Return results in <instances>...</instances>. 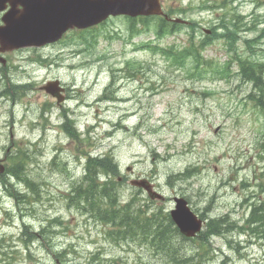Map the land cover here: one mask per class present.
I'll list each match as a JSON object with an SVG mask.
<instances>
[{
	"label": "rangeland",
	"instance_id": "1",
	"mask_svg": "<svg viewBox=\"0 0 264 264\" xmlns=\"http://www.w3.org/2000/svg\"><path fill=\"white\" fill-rule=\"evenodd\" d=\"M238 3L235 0L234 5ZM240 8L249 21L264 16V0H243ZM202 16L194 44L200 42V27L214 22L213 14L188 15L195 20ZM117 25H123L122 20L113 18L89 33L87 38L95 36L90 45L83 44L87 39L81 42L77 32H71L61 42L43 49L24 48L4 55L10 64L19 67L10 80L16 83L25 81V69L36 67L28 59L39 57L47 66L51 64L36 72L34 84L18 99L0 97V159L9 165L6 157L15 154L17 148L29 152L22 156L20 170L28 172L34 189H38L37 195L36 190H27L23 182L11 177V185L21 196L17 199L5 191L8 185L0 183V264H55L43 237L50 238L52 253H58L64 264H163L159 255L143 244L114 243L105 233L108 224L92 216L89 207L88 212H83L68 201L71 186L81 182L83 151L110 153L124 179L119 181L117 192L109 191L116 195L114 200L119 205L131 201L132 212L142 206L149 213L159 208L164 215L173 207L172 197L182 195L196 213L232 221L233 228L226 233L206 235L200 240H185L173 231L176 263L172 264L185 263L203 247L205 254L200 257V264H264V238L240 233L235 226L246 220L250 202L264 198V189L258 190L254 181L259 173L253 175L264 171V162L258 160L264 119L244 99L251 84L240 79L233 66L226 79L212 77L211 73L200 78L191 68L174 64L160 53L135 49L133 43L125 45L115 37L109 39L101 34ZM257 26L263 28L264 22ZM258 34L259 31H243L241 36L251 38ZM138 37L147 39L151 34ZM169 44L181 48L188 41L181 33L166 36L160 42L161 46ZM256 46L264 48V34ZM238 51L250 53L241 42ZM200 52L201 63L211 60L222 64L229 57L220 39ZM128 60L142 63L140 72L132 78L119 76L124 79L119 81L114 95L120 100L98 102L109 78L114 77L113 70L124 69ZM55 78L68 89L67 106H75L71 97L77 89L82 90V100L91 103L82 104L81 115L78 113L75 119L82 141L60 133L56 121L61 108L40 89L47 80ZM49 106H55L49 115L53 127L43 135L38 122L44 121L42 108ZM88 125L89 133L85 131ZM188 165L197 166L199 173L179 180ZM130 178L153 182L165 201L147 202L143 191L127 184ZM261 181L264 184V177ZM114 200L110 202L116 206ZM23 224L28 228L24 229Z\"/></svg>",
	"mask_w": 264,
	"mask_h": 264
},
{
	"label": "trees",
	"instance_id": "2",
	"mask_svg": "<svg viewBox=\"0 0 264 264\" xmlns=\"http://www.w3.org/2000/svg\"><path fill=\"white\" fill-rule=\"evenodd\" d=\"M261 21H264V16ZM258 22V19L254 17L253 20H251L249 23L248 30L259 31V34L255 37H248V39L245 40L246 46L249 49L250 53L244 57L242 56V54L238 53L237 48H235L234 46V42L237 37L236 32H238V30L236 29L238 27V23L236 22L234 15L230 21L227 20L223 23L222 31L216 32L214 37L222 38L224 44L227 43L229 45L228 47H226V50L229 52L231 51L234 54L232 55V57L229 58V60H227L223 64H214L211 60L201 63L199 56L201 54L200 51L202 48L193 46V44L184 46L182 48L170 46V48H161L162 50L160 49V51L156 48L152 50L159 51L163 55L166 51L167 55L165 53V56L167 58H170V61H172V63L178 64L182 67L184 66L186 68H191L192 71L195 74H198L200 77L205 76L208 73L213 74L212 72L215 73L213 75L219 78L228 77L231 70V63L233 61L232 58H235L237 75H239L243 81H246L251 84V91L248 92L249 94L247 93L244 98L246 100H249V102L252 103V107L257 109L264 118V48L256 46V44L259 42L260 38L264 34V27L259 29L257 26ZM181 55L182 57L180 58L179 56ZM188 59L190 60L189 62L187 61ZM137 64L139 65V63ZM259 81H261L262 84H259ZM259 91L262 92L260 93ZM208 93L211 94V92ZM261 139L262 140L259 143L258 160L260 162H264V134L262 135ZM23 155L24 154L22 152L18 151L15 154L9 156V158L7 157V159L10 161V164L6 165L7 167L5 169V173L12 172L13 175H15L14 177L25 181V188L27 190H36L38 195V189H34V187H36L35 184L25 179L22 171L20 170L23 161ZM107 164H109L108 168H106ZM104 167V173L107 174V179L103 182V184L98 187L95 173L98 170L104 169ZM185 171L187 172H185V174L180 178L185 179V177H188L191 174L198 173V169L194 167H189ZM5 173L0 174V183H2L3 185H8L9 181L6 179V176H4ZM117 174L118 170L116 169V165L113 163L109 156H104L102 158H90L89 163L87 165L86 174L81 178V182L75 183L71 186V189L67 195L68 201H70V203H74L83 212H88L89 210H87V207H89L91 211L89 213L101 221L104 220V222L109 223L112 222L115 226L119 225V227L117 226L114 229V233L116 237L120 239L132 236L134 237L136 235L141 234V236L144 237L145 241H148L150 240V238H152V242L157 249H165L164 251H167L168 254H170L171 252H174V254H176V252L174 251L176 248L174 247L175 245L172 241V233L170 232L172 231V221L170 220V216L167 213L165 215H160L157 212L153 213L152 227L147 226L145 224H141L142 226H139L135 222V219L137 221L142 220V217L140 216L142 215L141 212H143L142 209L136 208V210L132 212L131 202L123 205L116 204V201L114 200L116 199V195H112L109 189L115 191L116 180L114 179V177ZM263 177L264 171L261 170L257 178H255V185L258 190L264 189V184L261 181ZM14 197L17 199L21 198L18 193H14ZM132 198L136 199L135 196H132ZM25 199L28 200L29 198L26 197ZM112 200H114L113 202L114 204H116V206L112 205V202H110ZM248 207L250 208L248 218L243 222L242 225H235L239 230L238 232L252 234L253 236L258 238H264V198H255L252 202L248 204ZM84 209L87 211H85ZM125 219L127 221H125ZM230 222L232 221L224 220V217H220L217 219L211 218L209 221L206 222L203 236L210 234H223L228 229L233 228V224ZM118 228H123V230H119ZM173 229L175 230V228ZM202 254L203 251L202 253L198 254L197 261H200V257ZM169 256L171 257L172 262H176V258L172 254ZM197 261L195 262L196 264ZM189 262H192V260H189ZM186 263L187 262L183 264Z\"/></svg>",
	"mask_w": 264,
	"mask_h": 264
},
{
	"label": "water",
	"instance_id": "3",
	"mask_svg": "<svg viewBox=\"0 0 264 264\" xmlns=\"http://www.w3.org/2000/svg\"><path fill=\"white\" fill-rule=\"evenodd\" d=\"M142 1L0 0V10L9 5L8 11L1 17L4 24L0 25V51L27 45L40 46L58 39L68 28L94 25L109 15L142 13ZM0 61L4 59L0 57ZM57 84V81L50 82L45 89L60 100L57 93L61 88ZM3 170L0 164V172ZM131 183L146 189L151 197L158 196L145 180H133ZM177 202V208L171 212V216L183 233L192 235L199 229L200 221L189 212L183 199Z\"/></svg>",
	"mask_w": 264,
	"mask_h": 264
},
{
	"label": "flooded vegetation",
	"instance_id": "4",
	"mask_svg": "<svg viewBox=\"0 0 264 264\" xmlns=\"http://www.w3.org/2000/svg\"><path fill=\"white\" fill-rule=\"evenodd\" d=\"M159 3H160V6H161V11L164 14V17L166 16L165 13H169L171 15H176V14H178V15L180 14L181 15V13H179V11H178V8L175 5H171L172 3H175L174 0H171V1H169V0H160ZM149 17H152V16H149ZM157 17L163 18V16H161V14L157 15ZM145 18H146V16H137V17L132 18V19L130 18V20H128V23H131V27H133L135 23H137L140 26H143V23L146 20ZM153 21H154L153 19L149 20L150 23H152ZM0 71L4 72V78H8L7 74H5V71H6L5 68L0 67ZM12 77H13V74H10V79L11 80H13ZM66 92H67V89L64 88V97L65 98L67 97Z\"/></svg>",
	"mask_w": 264,
	"mask_h": 264
},
{
	"label": "bare ground",
	"instance_id": "5",
	"mask_svg": "<svg viewBox=\"0 0 264 264\" xmlns=\"http://www.w3.org/2000/svg\"><path fill=\"white\" fill-rule=\"evenodd\" d=\"M230 31H231V30H230ZM232 31H233V30H232ZM226 35H227V34H226ZM225 38H226V37H225ZM161 50H162V49H161ZM170 50H171V49H170ZM177 50H179V49H177ZM159 51H160V49H159ZM168 51H169V50H168ZM182 51H183V50H182ZM173 52H174V51H173ZM179 52H180V51H179ZM179 52H178V53H179ZM165 53H166V55H167V52H166V51L164 52V55H165ZM169 53H170V52H169ZM181 53H182V52H181ZM175 55H177V54H175ZM179 55H180V54H179ZM182 55H184V54H182ZM182 55L179 56V57L181 58ZM172 56H173V54H172ZM177 58H178V57H177ZM201 58H202V57H201ZM258 75H259V74H258ZM258 75H257V76H258ZM246 76H247V75H246ZM260 76H261V75H260ZM261 77H262V76H261ZM255 78H256V77H255ZM256 80H257V79H256ZM259 82H260V83H259ZM259 82H258L259 84H262L261 81H259ZM263 85H264V84H263ZM263 85H262V86H263ZM254 86H255V85H254ZM255 87H256V86H255ZM258 90H259V89H258ZM252 91H253V90H252ZM263 91H264V90H263ZM249 92H250V91H249ZM259 92H260V91H259ZM261 92H262V91H261ZM261 92H260V93H261ZM248 94H249V93H248ZM251 94H252V93H251ZM252 95H253V94H252ZM258 95H259V93H258ZM263 95H264V94H263ZM259 97H260V96H259ZM262 98H263V96H262ZM262 98H261V99H262ZM68 123H69V122H67V124H68ZM108 153H109V152H108ZM109 154H110V153H109ZM102 155H103V154H102ZM6 156H7V155H6ZM109 157L112 158V156H109ZM9 173H10L11 175H13L12 172H9ZM188 174H189V173H188ZM188 174H186V175H188ZM13 176H15V175H13ZM102 176H103V175H102ZM15 178H16V177H15ZM182 198L185 199L184 197H182ZM117 219H118V218H117ZM118 220H119V219H118ZM102 221H104V220H102ZM102 221H101V222H102ZM125 221H127V220L125 219ZM111 223H112V222H111ZM125 223H127V222H125ZM226 232H227V231H226ZM226 232H224V233H226ZM204 237H205V236H204ZM164 250H165V249H164ZM180 261H181V260H180ZM182 262H183V261H182ZM177 263H178V261H177ZM180 264H181V263H180Z\"/></svg>",
	"mask_w": 264,
	"mask_h": 264
}]
</instances>
